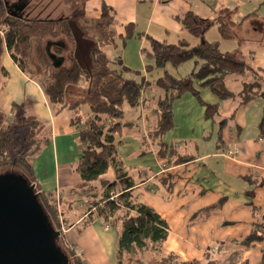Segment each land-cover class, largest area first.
Here are the masks:
<instances>
[{
  "label": "crops",
  "instance_id": "obj_1",
  "mask_svg": "<svg viewBox=\"0 0 264 264\" xmlns=\"http://www.w3.org/2000/svg\"><path fill=\"white\" fill-rule=\"evenodd\" d=\"M138 1H141L142 9L137 14L126 11L135 0H123L120 4L112 0L102 1L100 17L109 19L107 23H98L105 37L100 44L104 45L103 48L100 45L99 48L108 60L117 59L104 50L110 43L115 46L113 26L121 38L125 27L133 24L134 35L123 40L122 46L126 47L127 42L133 40L139 55L138 51L146 45L145 35L168 44L183 40L189 48L195 49L199 39L191 36L177 17L192 11L203 19L213 20L220 11L227 10L236 24L232 30L233 38L222 39L216 25L205 32V38L219 42L220 48L222 42H230L221 48L222 51L239 47L245 64L264 73V0ZM103 5L109 9L105 18L102 16ZM119 17V22H115ZM212 31L219 37L214 34L208 37ZM118 59L125 65L122 57ZM227 79L238 83V89L231 90L226 84ZM225 85L231 91L240 90L239 79L235 76H228ZM199 92L203 102L218 105V114L213 119H206L204 107L198 100L189 93L183 94L172 104L173 127L163 134L161 140L168 147L175 142L177 146L178 141L193 143L196 151L199 147L196 142L206 140L210 145L207 152L189 150L184 153V148L178 144L176 150L179 154L193 157L179 165H172L169 156L157 153L158 138L155 136L152 140L150 136L157 125L155 114L150 120L146 117V113L153 112L157 101L163 97V92L155 87L143 93L142 99L146 101L136 107L139 118L142 116L145 133L140 136L122 131L116 137L117 160L134 183L133 201L153 209L167 224L165 241L159 249L155 245L153 250L145 253L144 264H152L159 253H172L185 262L197 264H260L264 258V243L244 247L239 242L249 234L255 220L251 206L259 209L256 216L259 221L264 214V138L259 134L264 105H250L258 98L241 105L238 100H220L209 89ZM58 109L49 104L41 86L20 70L3 47L0 51V112L9 120L35 117L45 124L48 143L28 161L39 191L55 203L59 227L60 224L65 227L61 232L64 241L82 256L84 264H118V228L94 216L92 207V202L102 194L99 181H114L117 174L109 167L95 181L97 185L82 182L74 170L82 151L78 131L73 125L74 112L68 107ZM89 114L88 110L85 118L82 117V125ZM222 119L225 125L220 131ZM123 122L130 123L124 128L130 131L134 120L123 118ZM215 128L213 147L209 138ZM229 149L238 152L234 157H227L225 152ZM117 190L116 187L115 192ZM85 221L90 222L84 224Z\"/></svg>",
  "mask_w": 264,
  "mask_h": 264
},
{
  "label": "trees",
  "instance_id": "obj_2",
  "mask_svg": "<svg viewBox=\"0 0 264 264\" xmlns=\"http://www.w3.org/2000/svg\"><path fill=\"white\" fill-rule=\"evenodd\" d=\"M5 2L7 0H0V32L3 31L0 33V51L3 47L7 49L20 70L41 86L50 105L57 106L58 111L68 107L74 112L73 125L78 131L82 146L81 156L74 170L82 182L87 185L98 181L109 167L114 168L116 180L99 181L102 194L92 202L96 214L94 216L101 217L105 224L116 225L118 228V264H144L145 253L153 250L155 245L159 249L165 241L167 224L153 209L133 201L134 183L117 160L116 137L130 124L122 123L124 106L136 108L141 101L145 102L142 95L150 87L163 92V97L157 101L153 111L157 125L154 131L150 132V136L152 140L155 136L158 138L157 153L160 156H169L172 165H179L192 160V155L179 154L173 145L168 147L161 140L162 135L173 127V102L183 94L189 93L204 107L205 118L213 119L219 112L218 105L203 102L199 92L201 89H209L220 100H238L241 105L257 98L264 100V73L245 64L239 47L222 51L219 42H211L205 38V32L213 25H216L222 39L233 38L232 30L236 24L232 22L227 10L220 11L213 20L203 19L192 11L177 17L182 27L191 36L199 39V45L195 49L189 48L188 43L183 40L177 44H168L145 35L146 47L141 49V54L147 64L144 72H140L130 69L118 58L108 60L96 44L88 51V65L81 66L75 52L76 38L69 20H29L18 12L15 15L10 14ZM108 10L106 5L102 6L103 17ZM82 34L88 38L83 32ZM133 35V24H128L122 39ZM136 35L141 36L138 33ZM57 42L64 46L54 45ZM47 45L57 56L65 51V61L59 68H54L48 58ZM33 47L39 65L37 72L42 73V79L33 76L28 69ZM189 59H194L195 68L184 76H177L167 69L168 65L176 69ZM158 70H161L160 75L151 78L152 73ZM126 74L138 77V80L126 77ZM228 76L239 79V91L234 92L227 88L225 79ZM81 81H84L86 86L79 88L80 98L68 102L66 97L70 95L69 89L79 86ZM84 104L88 106L90 114L82 125L79 108ZM224 125L225 120L222 119L219 123L220 131ZM259 134L264 138V111L259 124ZM47 143L45 124L37 118L19 117L9 120L0 112V166L21 169L22 172L18 175L27 184L34 185L37 201L48 226L59 234L54 245L64 255L67 264L69 258L75 264H84L82 256L64 241L59 229L55 203L39 191L30 162L26 159L38 154ZM18 147L22 148V152L16 155L15 150ZM116 187L119 188L118 192H114ZM251 211L255 218L251 231L239 242L244 247H250L252 243H264V214L262 221H259L256 219L259 209L251 206ZM89 222L85 221L84 224ZM58 239L63 243L65 250L57 246ZM156 256L153 264H197L185 262L172 253H159ZM260 264H264V258Z\"/></svg>",
  "mask_w": 264,
  "mask_h": 264
},
{
  "label": "rangeland",
  "instance_id": "obj_3",
  "mask_svg": "<svg viewBox=\"0 0 264 264\" xmlns=\"http://www.w3.org/2000/svg\"><path fill=\"white\" fill-rule=\"evenodd\" d=\"M103 0H7L8 4H19L20 2L23 4H26L25 8L18 12L21 14L23 18L29 19V20H56L59 18H66L67 20L70 21L72 27H73V32L76 38V47H75V52L77 53L79 62L81 66L86 67L88 65V51L89 49L96 43V45L100 48H103L100 45L102 44L105 40L104 34L102 30H100V27H98L99 22H106L109 18L105 16L103 18L107 19H101L100 17V5ZM105 1V0H104ZM111 2V0H107ZM117 4V2L120 4L123 2V0H112ZM126 1V0H124ZM134 5H129L126 11L132 13V14H137L141 9H142V3L141 1L135 0L133 3ZM121 18H115V22H119ZM102 20V21H101ZM107 23V22H106ZM76 24V25H75ZM117 24V23H116ZM115 24V25H116ZM79 26H82L81 28ZM116 26H113V41L115 42V46L110 43L107 48H104L107 52L111 53L113 57L118 58L122 57L124 59V54H126L124 59V63L127 67H129L132 70L135 71H144L145 64H147V60L144 59L143 55L141 54V49L138 51L139 54L136 52V46L135 43L132 41L127 42V46L123 47L122 46V41L125 39H121L118 35L117 29L115 30ZM79 28V29H78ZM83 30V31H82ZM86 33L89 38L83 37L82 32ZM3 33V31H1ZM217 35V32H209L208 37H211L212 35ZM219 37V36H218ZM95 42V43H94ZM230 42H222L221 48L224 49ZM100 45V46H99ZM146 47L144 44L141 48ZM77 49V50H76ZM64 53L63 51L59 56L64 58ZM122 55V56H121ZM30 66L28 69L32 72V75L35 76L36 78L42 79V73H38L37 70L39 69V65L37 62V57L34 51V47L31 49L30 52ZM65 61V59H64ZM195 68L194 65V59H189L183 62L181 65H179L176 69L171 68V66H167V69L170 70L172 73H174L177 76H184L188 73H190L193 69ZM161 70L155 71L152 73L151 78H155L158 75H160ZM126 77H130L133 79L138 80V77L132 76L131 74H126ZM227 81V86L231 90H237L239 84L236 82H232L230 80ZM82 86H86L84 81H81L79 83V86H75L69 89L68 93L70 95H67V101L68 102H73L75 99L80 98L79 88ZM76 95V97H72ZM79 95V96H77ZM252 106L259 107L260 105H264V100L261 98H258L257 100H254L253 102L250 103ZM124 119H133V127L129 131L128 129H124L123 133L127 134L129 133H135L139 134L142 136L145 132L143 129V122H142V116L141 119L139 118V112L137 111L136 108H130L129 106H124ZM89 108L86 104L81 105L80 108V115L85 118L86 113L88 112ZM153 112H148L146 113V117L150 120L153 118ZM139 118V119H138ZM150 124V122L148 123ZM215 127V126H214ZM216 128L211 131L210 135V143L214 147L216 143ZM163 137V135H162ZM161 137V138H162ZM163 139V138H162ZM208 139V140H209ZM142 141V139H141ZM180 146L181 149L184 148V153H187L189 150L190 152H199V153H204L209 150V143L206 142V140L202 141H197L196 146L198 147V151L195 150V147L192 144H186L183 143V141H178L177 142ZM177 144V146H178ZM184 144V145H182ZM189 145V146H188ZM173 146L177 148L176 142L173 143ZM187 147V148H186ZM22 152V148L18 147L15 150V154L19 155ZM181 152V151H180ZM183 152V151H182ZM29 160V157L26 158ZM21 169L20 168H14V167H7V166H0V176H4L7 174H21ZM94 185H97L96 182H93ZM100 189V188H99ZM119 189V188H118ZM102 190V189H101ZM118 191V190H117ZM115 192V191H114ZM99 193H101L99 191ZM57 246L61 250H65L63 243L58 239L57 240ZM68 254V253H67ZM213 260L218 259V257H212ZM232 262V260H231ZM68 264H75L71 258H69ZM153 264V263H152ZM217 264H220L217 262ZM232 264V263H231ZM237 264V263H236Z\"/></svg>",
  "mask_w": 264,
  "mask_h": 264
},
{
  "label": "water",
  "instance_id": "obj_4",
  "mask_svg": "<svg viewBox=\"0 0 264 264\" xmlns=\"http://www.w3.org/2000/svg\"><path fill=\"white\" fill-rule=\"evenodd\" d=\"M25 6H15V12ZM46 53L54 68L63 64L64 58L52 53L49 45ZM34 190L19 175L0 176V264H67L54 245L59 234L48 226Z\"/></svg>",
  "mask_w": 264,
  "mask_h": 264
},
{
  "label": "built area",
  "instance_id": "obj_5",
  "mask_svg": "<svg viewBox=\"0 0 264 264\" xmlns=\"http://www.w3.org/2000/svg\"><path fill=\"white\" fill-rule=\"evenodd\" d=\"M0 33H2V32H0ZM237 152H238L237 149H235V150H233V149H232V150L229 149V150H227V151L225 152V155H226L227 157H234V155H235ZM59 229H60V232H64L65 227H64L62 224H60Z\"/></svg>",
  "mask_w": 264,
  "mask_h": 264
},
{
  "label": "flooded vegetation",
  "instance_id": "obj_6",
  "mask_svg": "<svg viewBox=\"0 0 264 264\" xmlns=\"http://www.w3.org/2000/svg\"><path fill=\"white\" fill-rule=\"evenodd\" d=\"M21 4H22V3L20 2V5H21ZM20 5H19V4H18V5H17V4H13V3H12V4H8V5H7V10L9 11L10 14H12V15L14 14V15H15V14H17V11L15 12V8H14V7H15V6H16V7H19Z\"/></svg>",
  "mask_w": 264,
  "mask_h": 264
}]
</instances>
